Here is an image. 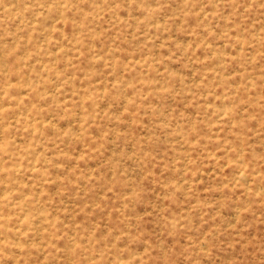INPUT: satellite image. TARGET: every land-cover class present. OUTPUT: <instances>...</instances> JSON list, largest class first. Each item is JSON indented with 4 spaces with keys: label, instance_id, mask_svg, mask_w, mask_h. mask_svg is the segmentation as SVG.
Returning a JSON list of instances; mask_svg holds the SVG:
<instances>
[{
    "label": "rangeland",
    "instance_id": "rangeland-1",
    "mask_svg": "<svg viewBox=\"0 0 264 264\" xmlns=\"http://www.w3.org/2000/svg\"><path fill=\"white\" fill-rule=\"evenodd\" d=\"M0 264H264V0H0Z\"/></svg>",
    "mask_w": 264,
    "mask_h": 264
},
{
    "label": "bare ground",
    "instance_id": "bare-ground-1",
    "mask_svg": "<svg viewBox=\"0 0 264 264\" xmlns=\"http://www.w3.org/2000/svg\"><path fill=\"white\" fill-rule=\"evenodd\" d=\"M222 1V0H221ZM169 88V87H168Z\"/></svg>",
    "mask_w": 264,
    "mask_h": 264
}]
</instances>
